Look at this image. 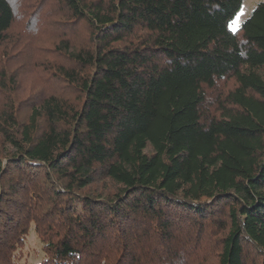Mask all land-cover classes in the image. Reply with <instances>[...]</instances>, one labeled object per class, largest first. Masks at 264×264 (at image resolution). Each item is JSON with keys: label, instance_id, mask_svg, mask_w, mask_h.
<instances>
[{"label": "trees", "instance_id": "obj_1", "mask_svg": "<svg viewBox=\"0 0 264 264\" xmlns=\"http://www.w3.org/2000/svg\"><path fill=\"white\" fill-rule=\"evenodd\" d=\"M242 6L0 0V264L32 231L38 264H264V1L233 32Z\"/></svg>", "mask_w": 264, "mask_h": 264}, {"label": "rangeland", "instance_id": "obj_2", "mask_svg": "<svg viewBox=\"0 0 264 264\" xmlns=\"http://www.w3.org/2000/svg\"><path fill=\"white\" fill-rule=\"evenodd\" d=\"M264 0H243V6L236 16V18L231 22L230 29L233 32H236L239 30L242 26V24L252 15L254 12L256 6L263 2ZM27 76V75H26ZM33 79L29 76L27 77H21V84L23 85V88L19 89V92L17 95V100H22L28 97L31 93H33L35 86L30 85L29 83H32ZM67 90L63 93H69V97L74 99L73 101H76L75 98L77 93L74 94V91L72 88L66 87ZM53 90H59L58 84H53L50 91ZM3 98L2 95H0V99ZM43 259V254L41 250V245L39 241L36 238L35 233L32 231L30 237L27 240L26 248L23 251V263L24 264H38Z\"/></svg>", "mask_w": 264, "mask_h": 264}]
</instances>
